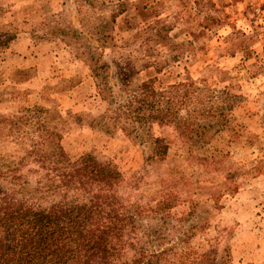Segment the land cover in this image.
Segmentation results:
<instances>
[{
  "label": "rangeland",
  "instance_id": "obj_1",
  "mask_svg": "<svg viewBox=\"0 0 264 264\" xmlns=\"http://www.w3.org/2000/svg\"><path fill=\"white\" fill-rule=\"evenodd\" d=\"M85 158L116 264H264V0H0V198Z\"/></svg>",
  "mask_w": 264,
  "mask_h": 264
},
{
  "label": "trees",
  "instance_id": "obj_2",
  "mask_svg": "<svg viewBox=\"0 0 264 264\" xmlns=\"http://www.w3.org/2000/svg\"><path fill=\"white\" fill-rule=\"evenodd\" d=\"M171 103L168 99L163 110L166 116L171 113ZM88 163L89 159L85 158L83 166L69 168L67 173L61 170L65 169L62 166L54 168L62 180L76 179L79 188L73 192H83L80 199L71 203L63 200L49 208L34 210L21 205L14 208L19 202L10 197L0 198L4 204L0 207V264L118 263L117 253L123 248L125 237L121 233L133 228L134 218L127 210L120 215L103 211L104 202L99 198L106 197L100 196V190L95 194L90 192V187L93 184L96 187V182L109 184L111 176L94 167L88 170Z\"/></svg>",
  "mask_w": 264,
  "mask_h": 264
}]
</instances>
